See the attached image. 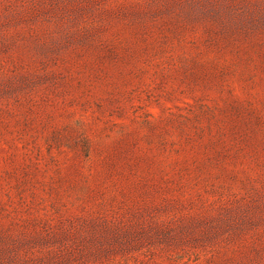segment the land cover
<instances>
[{
    "label": "rangeland",
    "instance_id": "obj_1",
    "mask_svg": "<svg viewBox=\"0 0 264 264\" xmlns=\"http://www.w3.org/2000/svg\"><path fill=\"white\" fill-rule=\"evenodd\" d=\"M0 264H264V0H0Z\"/></svg>",
    "mask_w": 264,
    "mask_h": 264
}]
</instances>
